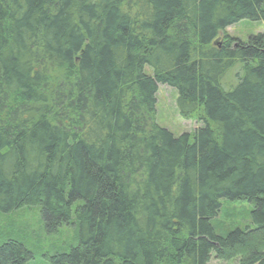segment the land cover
Returning <instances> with one entry per match:
<instances>
[{
	"label": "trees",
	"instance_id": "1",
	"mask_svg": "<svg viewBox=\"0 0 264 264\" xmlns=\"http://www.w3.org/2000/svg\"><path fill=\"white\" fill-rule=\"evenodd\" d=\"M243 20L264 0H0V211L39 206L56 235L75 208L50 264H264V34H226ZM158 85L202 115L193 137L157 124ZM236 201L249 223L219 232Z\"/></svg>",
	"mask_w": 264,
	"mask_h": 264
},
{
	"label": "rangeland",
	"instance_id": "2",
	"mask_svg": "<svg viewBox=\"0 0 264 264\" xmlns=\"http://www.w3.org/2000/svg\"><path fill=\"white\" fill-rule=\"evenodd\" d=\"M226 34L241 42H247L251 36L264 34V22L243 20L226 30ZM220 43L225 38L221 34ZM146 73L152 75V70L146 68ZM235 74V73H234ZM234 74H230L225 86L235 83ZM178 93L176 89L165 85H158L156 122L170 131L175 137L188 134L191 137L204 126L202 115H196L186 120L177 109ZM2 117L0 116V123ZM75 211V208H74ZM73 211L72 224L61 229L59 234L50 235L46 232L41 207H24L11 213L0 211V245L8 240H16L23 244L32 254L30 264H50V258L57 254H64L79 243L77 223ZM250 205L245 201L224 202L223 209L215 221L219 232L238 227H245L249 223ZM163 264H175L169 260ZM209 264H239V259L220 261L212 254Z\"/></svg>",
	"mask_w": 264,
	"mask_h": 264
}]
</instances>
